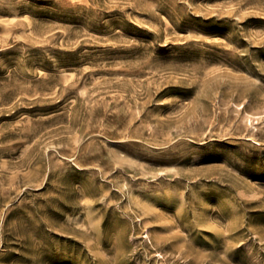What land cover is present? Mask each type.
<instances>
[{
	"label": "rangeland",
	"instance_id": "1",
	"mask_svg": "<svg viewBox=\"0 0 264 264\" xmlns=\"http://www.w3.org/2000/svg\"><path fill=\"white\" fill-rule=\"evenodd\" d=\"M0 264H264V0H0Z\"/></svg>",
	"mask_w": 264,
	"mask_h": 264
},
{
	"label": "bare ground",
	"instance_id": "2",
	"mask_svg": "<svg viewBox=\"0 0 264 264\" xmlns=\"http://www.w3.org/2000/svg\"><path fill=\"white\" fill-rule=\"evenodd\" d=\"M18 134V133H17ZM24 135V134H23Z\"/></svg>",
	"mask_w": 264,
	"mask_h": 264
}]
</instances>
